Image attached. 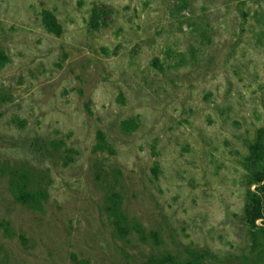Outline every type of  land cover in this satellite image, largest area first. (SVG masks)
Masks as SVG:
<instances>
[{
    "label": "rangeland",
    "instance_id": "obj_1",
    "mask_svg": "<svg viewBox=\"0 0 264 264\" xmlns=\"http://www.w3.org/2000/svg\"><path fill=\"white\" fill-rule=\"evenodd\" d=\"M0 54V264H264V0H0Z\"/></svg>",
    "mask_w": 264,
    "mask_h": 264
},
{
    "label": "trees",
    "instance_id": "obj_2",
    "mask_svg": "<svg viewBox=\"0 0 264 264\" xmlns=\"http://www.w3.org/2000/svg\"><path fill=\"white\" fill-rule=\"evenodd\" d=\"M5 61H7V58L1 57L0 54V68L4 66ZM250 153L253 160L264 162V130L258 132L257 139L250 148ZM23 178L25 180L26 177L23 176ZM256 183L259 185L257 192L260 194L251 193L249 195L252 209L248 212L247 217L252 224H255L260 219H264V185L261 186L264 183V172L257 177ZM16 192V197L22 204H36L38 202L37 197L30 192L24 191L21 188H18ZM110 211L116 219L115 227L118 234L120 236L129 235L131 230L126 224V219L119 213L118 207L112 206ZM140 233L143 235L142 232Z\"/></svg>",
    "mask_w": 264,
    "mask_h": 264
}]
</instances>
